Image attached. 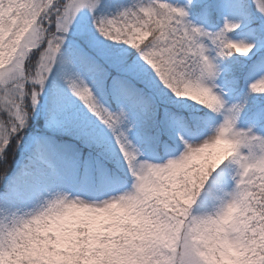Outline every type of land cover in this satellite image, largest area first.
<instances>
[{"label":"snow or ice","instance_id":"obj_1","mask_svg":"<svg viewBox=\"0 0 264 264\" xmlns=\"http://www.w3.org/2000/svg\"><path fill=\"white\" fill-rule=\"evenodd\" d=\"M264 0H0V264H264Z\"/></svg>","mask_w":264,"mask_h":264},{"label":"rangeland","instance_id":"obj_2","mask_svg":"<svg viewBox=\"0 0 264 264\" xmlns=\"http://www.w3.org/2000/svg\"><path fill=\"white\" fill-rule=\"evenodd\" d=\"M255 132L259 133V134H262L263 133V130L260 129V128H254L253 129Z\"/></svg>","mask_w":264,"mask_h":264},{"label":"trees","instance_id":"obj_3","mask_svg":"<svg viewBox=\"0 0 264 264\" xmlns=\"http://www.w3.org/2000/svg\"><path fill=\"white\" fill-rule=\"evenodd\" d=\"M0 171H2V169H0Z\"/></svg>","mask_w":264,"mask_h":264}]
</instances>
